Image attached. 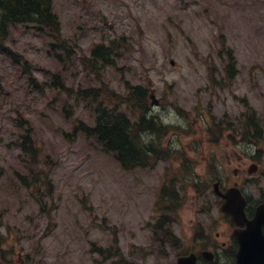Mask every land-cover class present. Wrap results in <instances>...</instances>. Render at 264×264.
Instances as JSON below:
<instances>
[{"label": "rangeland", "instance_id": "1", "mask_svg": "<svg viewBox=\"0 0 264 264\" xmlns=\"http://www.w3.org/2000/svg\"><path fill=\"white\" fill-rule=\"evenodd\" d=\"M53 2L71 59L58 61L50 39L24 25L12 27L9 55L0 51V264H112L99 251L112 246L135 264H170L177 251L162 248L148 223L161 185L176 173L190 185L181 182L174 230L186 250L214 251L210 245L232 232L213 192L217 178L223 187L238 180L253 198L264 194V162L249 175L246 158L237 162V152L213 141L222 136L214 122L225 116L237 120L239 141L248 113L257 112L264 125V0ZM113 39L122 57L97 78L81 57ZM230 55L237 78L227 82L221 69ZM54 74L74 89L99 86L100 78L121 94L127 82L147 87L161 101L152 113L176 126L162 144L181 155L171 153L154 168L123 169L95 140L74 134V124L94 122L93 104L56 88ZM28 126L35 158L20 148ZM259 146L264 150V140ZM238 167L252 185L237 176ZM200 228L203 238L196 236Z\"/></svg>", "mask_w": 264, "mask_h": 264}, {"label": "trees", "instance_id": "2", "mask_svg": "<svg viewBox=\"0 0 264 264\" xmlns=\"http://www.w3.org/2000/svg\"><path fill=\"white\" fill-rule=\"evenodd\" d=\"M15 25L30 26L37 33L51 37L54 49H64L65 47L67 49L66 41L61 34L59 16L54 11L53 0H0L1 50L9 51L6 42ZM111 42V45L99 44L95 46L90 57L83 56L84 67L98 73L101 66L115 65L116 57L120 56L119 47L116 45L115 39ZM57 55L60 57L59 54ZM56 80L59 82L60 89L70 97L98 101L96 125L88 126L81 123L80 128L88 137H93L101 143L105 150L113 154L124 168H149L159 160L166 159L165 149L161 146L159 137L166 132L163 131L166 126H160L154 117L147 116L150 104L147 89L143 86H129V93L123 99L105 86L100 88L90 86L74 90V88L67 87L59 77ZM123 103L134 112H139L140 115L133 119L128 112L120 109V105ZM27 131L24 133L20 146L24 153L35 158L38 151L30 129L28 128ZM179 186L180 184L175 178L166 181L161 186L155 204L157 216L154 218L151 228L155 239L160 241L161 247L166 244L170 245L178 255H181L187 251L181 250L182 242L172 231L173 224L183 205V195ZM106 253L112 254L110 250ZM114 256L118 257L114 264H135L122 257L119 251Z\"/></svg>", "mask_w": 264, "mask_h": 264}, {"label": "water", "instance_id": "3", "mask_svg": "<svg viewBox=\"0 0 264 264\" xmlns=\"http://www.w3.org/2000/svg\"><path fill=\"white\" fill-rule=\"evenodd\" d=\"M217 192L225 198L221 210L239 226L233 232L240 244L237 252L238 264H264V203L258 206L255 216L249 220L244 210L246 200L239 189L232 187L226 193ZM243 225L246 227L242 228ZM203 254L209 259L213 258L209 251ZM171 264H198L197 254L192 252L179 256Z\"/></svg>", "mask_w": 264, "mask_h": 264}, {"label": "flooded vegetation", "instance_id": "4", "mask_svg": "<svg viewBox=\"0 0 264 264\" xmlns=\"http://www.w3.org/2000/svg\"><path fill=\"white\" fill-rule=\"evenodd\" d=\"M235 133H237V131H235ZM220 146H221V145H220ZM225 146H226L228 149H231V150L236 151V150H237V148H236V147H237V137H234L233 140H229V141L225 144ZM257 151H258V152H263L264 150L260 149V150H257ZM256 157H259V156L256 155ZM252 158H253V157H252ZM237 161H238L239 163H241V161H244V160L242 159V156H241V155H238V156H237ZM251 161H253V160H251ZM251 161H250V162H251ZM254 162L261 166L262 161L260 160V158H256V159H254ZM239 172H241V174H244L243 171H241L239 168H237V175H239ZM242 176H243V175H241L240 177H242ZM248 180H249V178L245 179V182L248 181ZM237 183H239L238 180H237ZM245 190L247 191L246 188H245ZM243 192H244V194H245L246 197H247V208H248L249 210H252L253 212L255 211L257 205H258L260 202H262V200L264 201V199H258V200H256L255 198H253V196H252L251 194L246 193L245 191H243ZM225 244H226V242L224 241V242L222 243V245H225ZM235 250H237V242H235ZM234 255H235V252H234ZM235 264H236V258H235Z\"/></svg>", "mask_w": 264, "mask_h": 264}]
</instances>
